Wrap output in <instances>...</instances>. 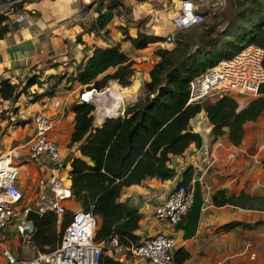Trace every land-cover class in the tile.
Wrapping results in <instances>:
<instances>
[{
	"label": "trees",
	"instance_id": "1",
	"mask_svg": "<svg viewBox=\"0 0 264 264\" xmlns=\"http://www.w3.org/2000/svg\"><path fill=\"white\" fill-rule=\"evenodd\" d=\"M26 1L32 0H20L16 7L21 9ZM94 4L97 16L89 30L96 33L112 19L113 9L124 6L122 0H98ZM232 9L225 28L220 30L218 24H211L198 32H177L172 48H157L154 53L158 60L148 71L144 97L126 104L123 115L105 117L99 125H94V102L75 101L70 104L74 127L69 146L74 145V149L79 151V155L70 160V189L73 197L80 202V209L97 216L96 241L107 244L115 238L124 253L139 242L140 236L135 231L139 227L141 213L128 200H119L122 188L138 184L147 176L167 180L175 175V169L170 166L171 156L182 154L191 143L200 144L199 133L189 126L191 118L204 111L212 125V135L219 137L227 128L228 140L237 146L244 136V123L255 121L264 111V82L259 94L242 106L231 94L188 103L189 82L208 67L229 58L249 43L264 49V0H234ZM7 20V15L0 14V38L9 30ZM122 36L136 49L164 39V36L140 29L131 34L123 28ZM133 65L134 60L121 49L120 42L106 47L94 45L90 54L84 56L70 74H52L43 79L33 75L21 88L8 79L0 80V98L16 99L28 87L46 85V82L45 90L32 96V99L52 96L62 79L71 84L78 83L83 87L81 91L104 90L111 82L127 86L135 73ZM106 93L102 94V98H106ZM261 163L264 166V158ZM193 176V167L188 166L176 185L191 189ZM211 197L217 206L230 204L244 209L264 210V195H250L243 190L227 195L224 189H220L214 191ZM72 212L66 210L59 228L56 215L51 211L44 212L37 219L29 242L40 252L53 249ZM256 224L258 222L232 221L217 230L228 231L237 226L252 227ZM108 250V247L107 250L102 248L98 264H125L123 260L109 255ZM189 256V252L179 246L173 253V261L182 264Z\"/></svg>",
	"mask_w": 264,
	"mask_h": 264
},
{
	"label": "crops",
	"instance_id": "2",
	"mask_svg": "<svg viewBox=\"0 0 264 264\" xmlns=\"http://www.w3.org/2000/svg\"><path fill=\"white\" fill-rule=\"evenodd\" d=\"M177 1L180 6V0H172L171 3ZM83 5V0H32L22 5L21 9L27 14L22 23H17L14 15L8 16L9 30L0 38V80L8 79L21 88L33 75L43 79L52 74H70L82 58L90 54L94 45L106 47L120 42L121 49L125 48L128 51L126 54L134 60L135 73L129 85L121 86L115 82L118 86L116 93H110L106 98H102L101 93L98 102L94 100L100 106V110L98 108L95 113L94 125H99L108 117L105 112L109 111V107L115 112L118 107L124 108L126 104L141 99L144 83L149 79L148 71L158 56L150 50L153 46L136 49L121 34V38L118 37L116 41L104 40L102 36L109 30L108 25L99 33L95 32V35L94 31L83 32ZM178 10L179 7L172 14H177ZM135 13V6L131 5V20L137 25L131 34L137 28H142L138 21L140 18L138 15L135 17ZM165 29L172 31V24H166ZM162 31V34L166 32L164 29ZM46 85H32L16 99L0 98V154L14 148L27 156L25 142L34 132L31 121L37 111L54 119L49 137L61 152V171L40 168L30 161L22 166L25 172L16 179V185L22 193L19 210L35 206L44 195V188L38 184V178L42 175H63L70 185V160L79 155L74 145L69 146L74 127V113L70 110V104L78 99L82 86L78 83L64 84L62 79L52 96L43 95L33 100L32 96L43 92ZM238 96L241 95H235L236 99ZM247 101L239 102L240 106ZM189 126L199 133L200 144L191 143L182 154L171 156L170 166L175 169L172 178L161 180L147 176L138 184L122 188L119 200H128L141 213L135 234L141 239L156 231L172 229L178 237L181 236L175 227L171 228L157 220L153 209L180 181L182 172L192 166L193 181L198 176L204 201L196 234L185 241L180 237L176 244L175 249L183 246L190 254L182 264H264V210L244 209L230 204L217 206L211 197L214 191L220 189H224L227 195L237 194L241 190L250 195H264V166L261 163L264 158V111L255 121L244 123V136L237 146L228 140L227 128L223 129L219 137L212 135V125L204 111L191 118ZM64 204L67 210L80 209V202L73 196L65 200ZM232 221L258 224L252 227L237 226L228 231L217 230L219 226ZM4 236L5 243L15 252L16 232L8 227L4 230ZM108 254L111 255V252L108 251ZM114 257L125 264H150L129 252L124 253L122 249L119 256Z\"/></svg>",
	"mask_w": 264,
	"mask_h": 264
},
{
	"label": "built area",
	"instance_id": "3",
	"mask_svg": "<svg viewBox=\"0 0 264 264\" xmlns=\"http://www.w3.org/2000/svg\"><path fill=\"white\" fill-rule=\"evenodd\" d=\"M18 1L20 0H9L5 7L7 9H1L0 13L7 16L14 15L15 21L20 24L26 19L27 14L23 9L14 6ZM206 1L180 0L179 10L172 20L173 30L187 29L201 24L204 18L201 9L207 5ZM174 42L175 32L171 31L159 42L158 48H166V44H174ZM263 57L264 49L249 43L229 58L219 60L189 82L188 103L201 102L210 97L214 99L223 94L258 95L259 88L264 82ZM106 90L84 89L76 101L94 102ZM55 104L58 105V102ZM123 113V107H118L115 112L113 110L106 112L108 116L123 115ZM31 124L34 132L25 142L29 148L28 159L36 166H42L44 162L52 165L60 163L59 148L49 137L54 119L42 111H37L32 116ZM13 150L14 148L8 149L0 154V246L5 261L8 264H98L103 248V243L94 239L98 218L91 211L82 209L72 212L69 223L53 249L45 252L37 251L34 256L27 259L16 257L10 250L4 241V230L9 225H12L16 234L22 238V242H29L35 224L26 219L28 211L35 210L39 213V217L44 212H53L59 228L61 218L67 210L64 201L73 196L70 185L63 176L55 174L48 178L42 175L38 181L44 188V195L35 206L19 210L17 204L21 200L22 193L16 185L19 168L13 163ZM53 169L58 170V167ZM191 202L192 188L175 185L168 195L154 206V217L174 228L177 222L184 219ZM179 238L172 229L156 231L141 238L137 244L131 245L128 252L150 264H175L173 253ZM107 246L112 256L119 254L122 249L115 238L109 240Z\"/></svg>",
	"mask_w": 264,
	"mask_h": 264
},
{
	"label": "rangeland",
	"instance_id": "4",
	"mask_svg": "<svg viewBox=\"0 0 264 264\" xmlns=\"http://www.w3.org/2000/svg\"><path fill=\"white\" fill-rule=\"evenodd\" d=\"M8 1L9 0H0V10L1 9H3V10L7 9L5 7H6V3ZM83 1H84V5L82 8V21H81L82 22V29H83L82 31L83 32H85V31L90 32L92 30H89V27L91 26V23L93 22L94 18L97 15L94 12V3L98 0H83ZM122 1L124 3L123 7H119V9H115V10L113 9V17L107 24L109 26V30L107 32H105V36H102V38L104 37V40L116 41L117 38L122 35L123 28H126L129 32H132V33L134 32L133 27H136L137 25H136L135 21L133 22L131 20V15H130V11H129L131 9V5H134L135 9L137 11V13L134 14L135 17H136V15H138L139 16L138 18H140V19H138V21H140L139 24L142 28L141 29L137 28V29H140V30H142L146 33H149V34L159 35L162 37L168 35L171 32V31L168 32L165 29V25L166 24H169V25L172 24V26H173L172 20L177 14H175V15L172 14L173 13L172 11H176V9L179 7L178 1H177V3L175 2L174 4L171 3L172 0H122ZM173 1H176V0H173ZM16 4H18V3H15L14 6H16ZM205 4H207V5L205 7H202V9H201L202 14L204 16L203 22H201V24H199L193 28L190 27L187 29L172 30L175 32V40L177 37L176 36L177 32L178 33L179 32L184 33L186 31L187 32H198L201 28L206 27V26L211 25V24H218V28L220 30L225 28V26L227 24V20H228L227 16H230V13H232V11H233L232 5H234V0H207ZM30 15L31 14H29V16ZM83 16L87 17V19H85ZM12 23L14 24V22H12ZM130 26H132V27H130ZM145 28H147V29H145ZM163 29L166 31L164 34H162ZM173 29H174V27H173ZM119 34H121V35H119ZM94 35H95V32H94ZM118 41H121V40H118ZM161 41H156L150 45V46H153L150 48V50L152 51L153 54H155L154 51L158 48V46L160 44L159 42H161ZM174 44H175V42H174ZM174 44H166L165 46H166V48H172L174 46ZM147 47L141 48V50L147 49ZM124 50H125V48H124ZM125 52L128 54V51L125 50ZM153 54H151L150 56H152ZM67 83L68 82L65 79L64 84H67ZM114 84H115V86H114ZM69 86L71 87V85H69ZM108 87H110V84L108 85ZM117 88H118L117 84L115 82H111L110 89H107V90L104 89L106 91L103 92L102 94L107 92L106 93V97H107L110 93H114L115 90L117 91ZM144 95H145V90H144ZM144 95H142L141 99L144 97ZM234 95L235 94H233V96ZM243 96L244 95L238 96V101L240 100L239 102H244L245 100H249V99L253 98V96H244V97ZM210 98L212 99V97H210ZM95 102H98V100ZM95 104H96V111H95V113H96L97 108L100 109V107H98L99 105L97 103H95ZM109 109H110V107H109ZM3 110H5V109H3ZM106 112H108V111H106ZM28 149H29L28 146H26L27 154H28ZM59 151H60V149H59ZM60 154H61V152H60ZM12 160H13V163L15 165H17L19 168V173L17 175V177H18L23 172H25V169L22 168V166H25V163H27L30 160L28 159V157L26 155L24 156V154H22L21 151H18L15 149L13 150ZM61 162H62V158H61L60 163H58V164L52 165V164H49L47 162H44L42 166H37V167L46 168V169L58 167V170L61 171L63 168ZM33 165L36 166L34 163H33ZM52 175H54V174H51V175L47 174L46 177L49 178ZM61 176H63V175H61ZM38 184H39V181H38ZM18 205H19V203L17 204V207H19ZM9 227L12 228V225H9ZM21 240H22V238L18 235V237L15 239V252H14L13 248L11 246H9V244L7 243L8 247L14 253V255L16 257L26 258V259L34 256L37 251H36L35 247L31 244V242H22ZM107 247H108L107 244L104 243L103 249L106 248V250H107ZM0 256H2L1 246H0ZM116 256H119V254H117ZM0 263L1 264H8L5 261L4 257L3 258L0 257Z\"/></svg>",
	"mask_w": 264,
	"mask_h": 264
},
{
	"label": "water",
	"instance_id": "5",
	"mask_svg": "<svg viewBox=\"0 0 264 264\" xmlns=\"http://www.w3.org/2000/svg\"><path fill=\"white\" fill-rule=\"evenodd\" d=\"M203 201L201 184L198 176H195L192 185V202L190 208L186 212L184 219L175 224V228L181 232L180 237L182 240L190 239L196 234ZM38 218V212L35 210L28 211L26 216L27 220H31L35 224Z\"/></svg>",
	"mask_w": 264,
	"mask_h": 264
},
{
	"label": "bare ground",
	"instance_id": "6",
	"mask_svg": "<svg viewBox=\"0 0 264 264\" xmlns=\"http://www.w3.org/2000/svg\"><path fill=\"white\" fill-rule=\"evenodd\" d=\"M107 88V87H106ZM118 103V102H117ZM98 107H100V106H98ZM98 109V108H97ZM98 110H100V109H98ZM109 110H113V109H111V107H110V109Z\"/></svg>",
	"mask_w": 264,
	"mask_h": 264
}]
</instances>
